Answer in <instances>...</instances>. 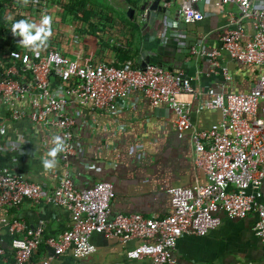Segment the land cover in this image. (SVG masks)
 <instances>
[{
	"label": "built area",
	"instance_id": "obj_1",
	"mask_svg": "<svg viewBox=\"0 0 264 264\" xmlns=\"http://www.w3.org/2000/svg\"><path fill=\"white\" fill-rule=\"evenodd\" d=\"M172 1L161 0V4L168 9ZM201 1L182 0L176 21L185 25L203 20L206 14L200 8ZM220 1L236 4L239 9L238 13H230L222 26V46L196 41L190 51L207 57L208 70L220 69L230 80V69L221 61L223 51L243 67H264V0ZM34 3L42 5L31 8L30 22L39 27L43 16L48 15L52 31L43 42L36 40L28 47L19 43L24 37L17 35L15 41L20 48L6 47V61L0 71V134L8 120H28L59 128L61 136L53 148L62 157L65 171L58 184L48 189L9 166L1 167L0 208L18 207L26 199H46L69 210L72 224L58 235L45 237L43 220L37 228H31L25 219L4 216L1 220L12 236L13 258L9 264H28L43 242L54 247L58 255L71 250L75 257H86L96 250L94 233L117 237L122 242L141 239L127 251L129 258L149 257L153 264H182L175 256L180 237L206 235L222 223V215L246 217L252 211L257 213L254 231L264 241V73L250 90L223 88L212 92L197 109H220L223 117L203 129L192 120L191 100L179 97L182 92L196 98L200 94L183 71L176 72L153 61L143 68L133 59L120 63L98 60L99 36L81 35L73 16L67 21L73 31L61 45L58 23L48 0ZM73 4L83 13L78 0H73ZM247 22L252 34L247 33ZM77 42L81 45L75 47ZM35 45L40 48L33 51ZM69 50L73 55L66 52ZM134 90H140L152 105L165 104L175 113V127L179 132L190 131L193 162L206 174L205 183L170 189L172 211L168 215L113 214V182L102 179L91 186L77 187L73 178L71 157L78 150L74 126L82 115L69 106L89 105L116 113L119 99L129 100ZM6 254L0 241V255Z\"/></svg>",
	"mask_w": 264,
	"mask_h": 264
},
{
	"label": "crops",
	"instance_id": "obj_2",
	"mask_svg": "<svg viewBox=\"0 0 264 264\" xmlns=\"http://www.w3.org/2000/svg\"><path fill=\"white\" fill-rule=\"evenodd\" d=\"M179 4L178 0H173L165 14L152 10L149 15L147 10L140 9L134 22L141 24L139 32L127 21L132 19L130 16L121 17L119 21L114 16L113 20L103 22L104 30L98 33L100 36L96 34L99 36L96 59L120 63L127 59L121 48L137 49V63L150 57V61L162 63L170 70L183 71L200 94L196 98L192 93L182 92L179 97L193 103V122L203 129L209 128L222 119V111L197 108L212 92L223 88L250 90L264 73V67H243L223 51L221 61L229 67L232 79L227 80L220 69L209 71L207 57L193 55L190 46L202 41L207 46L221 47L222 26L230 13L239 12L238 6L223 4L220 0H203L200 8L206 17L182 25L176 21ZM48 5L58 23L61 45H64L72 30L63 20L64 12L52 6L51 0ZM246 30L248 34L253 32L248 22ZM74 44L75 47L81 45L80 42ZM66 52L73 55L72 50ZM118 104L116 113L89 105L69 106L82 115L74 126L78 150L71 157V169L75 185L87 187L102 179L113 182V214L157 212L168 215L172 211V187H192L206 182L204 170L195 166L192 159L190 131L179 132L174 125L175 113L165 104L152 105L140 90L132 91L129 100L119 99ZM4 126V133L0 134V168L9 166L53 189L65 171L62 157L53 148L61 136L60 129L28 120H8ZM46 159L51 167H45ZM4 216L25 219L31 228H37L43 220L45 237L58 235L72 224L69 210L46 199H26L18 207L0 208V241L7 249V263L13 258V249L12 236L1 220ZM256 219L255 211L246 217L222 215V223L208 234L180 237L175 256L182 264L262 262L264 241L254 231ZM92 241L96 250L86 257H75L71 250L52 255L47 245L45 250L37 249L28 264H44V261L49 264H153L149 257L136 259L127 255L141 239L122 242L117 237L94 233Z\"/></svg>",
	"mask_w": 264,
	"mask_h": 264
},
{
	"label": "trees",
	"instance_id": "obj_3",
	"mask_svg": "<svg viewBox=\"0 0 264 264\" xmlns=\"http://www.w3.org/2000/svg\"><path fill=\"white\" fill-rule=\"evenodd\" d=\"M130 2V6L132 7H138L136 5L140 4V1L136 2L134 0H128ZM79 3L82 4L81 7L84 8L83 13L79 11V14L77 15V18L79 21L78 23V31L81 35H87V34H98L103 28V22L99 21L92 17L90 14L92 11L91 2L88 0H78ZM34 5H42L41 3L35 4L34 0H0V71L2 69V63L6 61V58H4V54L6 52V47H9L10 49L13 48H20L18 43L15 41L17 39V35H14L12 32V22L18 21L21 19H25L29 21L28 16L31 15V8L33 9ZM51 5L55 6V8H60L63 12L65 10L67 11H76V8L78 6L73 4V0H51ZM80 6V5H79ZM162 14H165L164 12H161ZM74 14V13H73ZM11 16L12 20H9L8 17ZM107 17V15H105ZM87 26H84V22ZM136 20V15L134 14L132 19H127V21L130 23L132 28L136 29L137 32L140 31L141 24L140 23H134ZM30 22V21H29ZM121 52H126L125 56L127 59H133L135 61V58L139 57V52L137 49H128L124 50L123 48L120 49ZM137 65H140V62H135ZM47 247L46 243H41L38 247L45 250ZM34 254V253H33ZM6 256L0 255V264H9L5 261ZM9 262V261H8Z\"/></svg>",
	"mask_w": 264,
	"mask_h": 264
},
{
	"label": "rangeland",
	"instance_id": "obj_4",
	"mask_svg": "<svg viewBox=\"0 0 264 264\" xmlns=\"http://www.w3.org/2000/svg\"><path fill=\"white\" fill-rule=\"evenodd\" d=\"M88 1V0H86ZM92 4H91V7H92V11H91V15L93 18L99 20V21H102V22H108L111 20H113V17L116 16L117 19L119 21V18L121 17H124V18H127L129 15H128V8L130 7V2L128 0H89ZM136 2L140 1L141 3V0H134ZM179 3L182 1V0H178ZM79 3V2H78ZM80 7L82 6L81 3H79ZM138 6L137 8H135V15L136 17H138L139 15V11H140V4L139 5H136ZM76 8V11H67L65 10L66 12V15L64 14L63 16V20L65 22H67L66 20H71V17H75V21H79V19L77 18V15H80L79 14V9L77 7ZM74 13V14H73ZM107 15V17L105 16ZM81 16V15H80ZM29 18V21L31 20L30 19V15L28 16ZM81 21H83L82 19H80ZM84 22V26H87V24H85V21ZM78 29V27H77ZM73 31V30H72ZM99 35V34H98ZM100 36V35H99ZM58 45H60V43H58Z\"/></svg>",
	"mask_w": 264,
	"mask_h": 264
},
{
	"label": "clouds",
	"instance_id": "obj_5",
	"mask_svg": "<svg viewBox=\"0 0 264 264\" xmlns=\"http://www.w3.org/2000/svg\"><path fill=\"white\" fill-rule=\"evenodd\" d=\"M9 20H12V17H8ZM51 17L48 15H44L42 18V22L39 27L35 23L29 22L25 19H21L18 21L12 22V32L14 35H22L24 39L19 41L24 47H28L36 40H41L43 42L51 34ZM33 29H35V34L33 35ZM44 34L43 36L41 34ZM40 48V45H35L32 50L36 51V49ZM38 54V53H37ZM54 154V153H53ZM45 167H51V163L46 159L44 160Z\"/></svg>",
	"mask_w": 264,
	"mask_h": 264
},
{
	"label": "water",
	"instance_id": "obj_6",
	"mask_svg": "<svg viewBox=\"0 0 264 264\" xmlns=\"http://www.w3.org/2000/svg\"><path fill=\"white\" fill-rule=\"evenodd\" d=\"M141 10H147V12L149 13V15L151 14L152 10H158L159 12H166L167 8L164 7L161 4V0H145V2H143V4L140 7ZM135 13V8L130 6L128 9V15L133 18ZM150 62V57H147L146 59H144L141 62V67H145L147 65V63ZM48 250L50 252V254L52 255H58L55 252V248L48 245Z\"/></svg>",
	"mask_w": 264,
	"mask_h": 264
},
{
	"label": "flooded vegetation",
	"instance_id": "obj_7",
	"mask_svg": "<svg viewBox=\"0 0 264 264\" xmlns=\"http://www.w3.org/2000/svg\"><path fill=\"white\" fill-rule=\"evenodd\" d=\"M143 2H145V0H141L140 7H141V5L143 4Z\"/></svg>",
	"mask_w": 264,
	"mask_h": 264
}]
</instances>
